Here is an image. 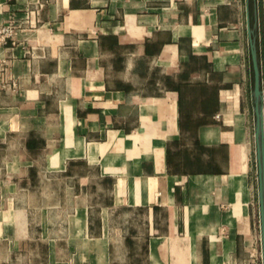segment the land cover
Here are the masks:
<instances>
[{
  "label": "crops",
  "instance_id": "obj_1",
  "mask_svg": "<svg viewBox=\"0 0 264 264\" xmlns=\"http://www.w3.org/2000/svg\"><path fill=\"white\" fill-rule=\"evenodd\" d=\"M5 26L0 264H264V0H0Z\"/></svg>",
  "mask_w": 264,
  "mask_h": 264
},
{
  "label": "water",
  "instance_id": "obj_2",
  "mask_svg": "<svg viewBox=\"0 0 264 264\" xmlns=\"http://www.w3.org/2000/svg\"><path fill=\"white\" fill-rule=\"evenodd\" d=\"M254 65L256 71V83L254 95L257 99L261 97V90L259 89V78L256 67L255 57ZM255 138L257 141V155H256V165H257V177H258V200H259V221L261 230V247L262 256L264 262V121H263V110L256 112V120L254 125Z\"/></svg>",
  "mask_w": 264,
  "mask_h": 264
},
{
  "label": "built area",
  "instance_id": "obj_3",
  "mask_svg": "<svg viewBox=\"0 0 264 264\" xmlns=\"http://www.w3.org/2000/svg\"><path fill=\"white\" fill-rule=\"evenodd\" d=\"M11 31L12 29L10 26H5L4 28L0 29V40H3L5 37L10 36Z\"/></svg>",
  "mask_w": 264,
  "mask_h": 264
},
{
  "label": "rangeland",
  "instance_id": "obj_4",
  "mask_svg": "<svg viewBox=\"0 0 264 264\" xmlns=\"http://www.w3.org/2000/svg\"><path fill=\"white\" fill-rule=\"evenodd\" d=\"M255 162H253V160H252V171H253V173L255 172ZM254 176H255V174L253 175V178H254Z\"/></svg>",
  "mask_w": 264,
  "mask_h": 264
}]
</instances>
